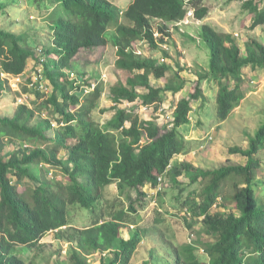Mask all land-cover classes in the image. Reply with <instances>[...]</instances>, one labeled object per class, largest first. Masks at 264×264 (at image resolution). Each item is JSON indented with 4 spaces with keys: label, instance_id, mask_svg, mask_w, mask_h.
Wrapping results in <instances>:
<instances>
[{
    "label": "trees",
    "instance_id": "obj_1",
    "mask_svg": "<svg viewBox=\"0 0 264 264\" xmlns=\"http://www.w3.org/2000/svg\"><path fill=\"white\" fill-rule=\"evenodd\" d=\"M192 3L195 20L207 18L208 10L201 7L202 0ZM53 5L46 17L50 45L43 49L41 59L24 44L23 35L0 28V98L8 88V79L2 76L26 74L30 60L37 61L47 88L51 87L49 96L38 86L29 88L32 77L27 76L23 93L42 98L37 111L21 105L12 118L0 117V150L13 142L34 145L13 151L6 161L0 156V264H34L16 255V247L37 248L51 232H56L57 240L67 244L70 264H89L88 258L94 255H98L99 264H131L142 239L134 233L125 240L120 237V229L136 226L133 217L141 215L150 205L145 189H154L160 176L164 184L171 181L181 185L178 179L183 174L175 166H168L175 156L187 152L186 141L178 128L189 123L193 103L203 102V83L218 84L215 114L219 123L225 122L245 99L241 89L242 70L264 68V43L247 39L242 54L231 34L203 23L199 38L209 51L208 66L203 73H197L192 82L194 91L178 100L172 122L159 127L140 120L134 111L117 106L140 101L141 107L158 110L163 104V92L175 95L184 89L186 82L179 70L163 88L152 86L150 77L165 80L171 72L170 66L159 63L160 59L155 57L133 52L137 42L145 41L161 52V58H170L169 38L162 34L160 39H155L151 20L164 23L183 20L186 14L183 0H133L126 9L131 27L120 23L117 10L108 0H53ZM243 10L249 13L248 21H252L248 31L264 25V6L249 1L243 4ZM111 26L115 35L114 68L125 75V80L108 85L115 112L104 127H99L91 114L104 93L103 83L91 79L80 68L78 55L106 47ZM71 74L72 80L68 78ZM78 76L82 77L78 87L95 82L94 91L80 97L71 93L75 91L74 77ZM138 89H144L145 93L139 95ZM43 110L56 115L54 121L58 127L52 136L46 135L51 129L50 119L32 124L35 113ZM40 141L44 148L37 145ZM263 147L264 121L249 138L247 149L228 150L230 155L244 157V165L212 170L187 168L194 172L189 184L198 185L187 195L193 205L185 208L184 213L191 242L186 241L173 250L174 262L163 264H264V208L258 207L257 181L253 179V171L261 168L255 157ZM63 152L65 159L60 158ZM41 166L44 168L40 169ZM55 170L64 182L47 179L49 171ZM12 177L16 181L27 177L36 185L19 192ZM114 184L126 207L108 212L105 219L100 216L82 229L71 227L68 209L77 206L94 211L104 190ZM215 203L223 210L230 209L212 213ZM195 225L199 230L196 236L192 233ZM200 236L209 239L200 241ZM200 250L206 261L199 256ZM151 260L155 264L159 261L152 251L142 264H152Z\"/></svg>",
    "mask_w": 264,
    "mask_h": 264
},
{
    "label": "rangeland",
    "instance_id": "obj_2",
    "mask_svg": "<svg viewBox=\"0 0 264 264\" xmlns=\"http://www.w3.org/2000/svg\"><path fill=\"white\" fill-rule=\"evenodd\" d=\"M108 1L117 10L120 23L131 27L132 23L126 18V9L133 0ZM193 1L191 0L190 5L184 6L187 12L189 9H192L193 13L195 12ZM249 1L261 8L264 6V0H202V3H200L201 7L208 10L207 18L211 20L208 23L218 32L231 34L242 54L245 53L247 39H255L260 43H264V25L248 31L252 21H248L247 15L249 13L243 10V4ZM0 7H2L0 28L17 35H23L25 37L24 44L33 51L37 59L43 58V49L50 45L51 34L46 17L54 7L53 0H0ZM194 17L193 14V17L188 18L189 24L179 26L164 23L160 20H151L154 33H158L161 37L164 34V37L169 38L170 51L168 55L170 58L164 59V62L159 60L162 56L161 52L153 50L147 43L141 45L140 42H137L134 45V48L141 49L142 56L155 57L159 60V63L170 66L171 72L166 74L165 80L158 81L150 77L152 86L163 88L179 70L180 77L186 82L184 89L175 95L170 92H163L162 105L164 107L160 106L158 110L143 108L140 106V101L132 104L123 102L117 106L119 109L134 111L140 120L159 125V127H162L163 124H170L166 121L172 119L178 100L185 97L186 93L194 91L192 82L196 80L197 73H203L208 66L209 51L199 38V29L202 24ZM162 30L163 32H161ZM114 38V30L111 26L107 32L108 43L106 47L95 48L78 55L81 62H79L80 68L91 79L103 83L104 93L97 108L91 114L99 127H104L115 112L112 108L114 105L109 99L108 85L125 80V75L114 68L116 61V49L113 46ZM38 68L37 61L30 60L26 74L19 77L2 76L3 79H8V88L0 98V117L12 118L21 105H26L37 111L36 109L42 103V98L37 99L35 95V97L31 94L26 95L23 93V89L26 88V77H32L33 71ZM103 75L106 82L102 81ZM241 75V89L244 92L245 99L240 103V108H236L229 119L220 125L215 114L218 84L214 82L203 83V102L193 103L192 111L189 114V123L178 128L179 135L186 141L187 152L183 155L184 157L175 156L171 162L172 166H175L183 174L178 179V183L181 185H174L171 181L170 184L167 183L168 186L164 184V191L157 194L155 198L157 207L149 205L148 210L142 211L141 215L133 217L136 226L127 225L120 229V237L125 240H128L134 233L140 235L142 239L131 264H142L144 260L149 259L150 251L161 262L158 261L156 264H163L165 261L174 262L175 254L173 250L187 241L191 232L186 224L184 213L185 208H190L193 205L192 201L187 200V195L198 187L197 184H189L190 178L194 175V172L187 170L189 166L197 170H212L220 166L245 164L246 159L244 157L230 155L228 150L231 147H239L242 150L247 149L249 138L254 135L264 121V68L259 70L245 68L242 70ZM77 79L81 81L82 77L78 76ZM44 82L46 84L45 79ZM47 89L49 90L46 95L49 96L51 87L49 86ZM143 93H145L144 89H138L139 95ZM50 111L36 112L32 124L44 121L45 118H43L42 113H47L46 117L55 123L56 115L50 113ZM126 126H129L128 123H126ZM55 129L51 128L46 135L52 136ZM37 145L44 148L41 141ZM21 147L18 142L5 145L0 150V156L6 161L13 151ZM60 158L65 159L66 153H61ZM255 158L261 162V168L253 171L254 181L258 180L255 186L256 197L258 207L264 208V147ZM42 168L44 167L41 166L40 169ZM49 173L46 175L47 179L65 181L57 170L49 171ZM11 181L13 184H17L19 192L36 185L27 177L22 181H16L12 177ZM229 190L227 188V192ZM148 193H150L149 190ZM132 197L134 199L135 194H132ZM120 198L119 189L115 184L107 187L94 211L82 210L77 206L70 207L68 209L70 211L68 213L69 224L74 229H82L92 221H96L100 216L105 219L108 212L126 207L124 200ZM147 199L150 201L149 194ZM228 209L224 211H228ZM217 211H223L222 207L218 206ZM211 212L216 211L212 209ZM196 226L192 227L194 231L192 233L195 236L199 231ZM199 239L200 241L205 239L204 242H206L209 237L200 236ZM67 247L66 243L57 240L56 232H51L41 240L37 248L16 247L15 253L25 261H33L34 264H70L66 256ZM199 256L203 260L205 259L201 250ZM98 260V255L88 258L89 264H99ZM151 261L152 264H155L154 260Z\"/></svg>",
    "mask_w": 264,
    "mask_h": 264
},
{
    "label": "built area",
    "instance_id": "obj_3",
    "mask_svg": "<svg viewBox=\"0 0 264 264\" xmlns=\"http://www.w3.org/2000/svg\"><path fill=\"white\" fill-rule=\"evenodd\" d=\"M183 2H184V6L186 5H190V2H191V0H183ZM185 8V7H184ZM186 9V8H185ZM191 10V11H190ZM195 11V10H194ZM193 10L192 9H189L188 10V12H187V10H186V14H185V17L183 18V20H181V21H176V22H172V23H169V24H177V25H175V26H179V25H181V24H184V25H187V24H189V20H188V18L189 17H193ZM174 26V25H173ZM165 32H167L166 30H165ZM153 37L155 38V39H160L161 38V36L160 35H158V33H153ZM141 43V45H145V41H141L140 42ZM165 48V47H164ZM133 52H134V54L135 55H138V56H142V51H141V49L140 48H133ZM160 61L161 62H164V59L163 58H160ZM71 77H73V75H71ZM102 81L103 82H106V79H105V76L103 75V77H102ZM99 82H101V81H99ZM96 83H91V84H89L88 86H81V90H82V92L83 93H85V94H88L89 92H91V91H94V89H95V87H96ZM36 86H38L37 88L38 89H41V90H46L45 91V93L48 91V89H47V86H46V84H45V82H44V78H43V75H42V72H41V68H38V69H36L33 73H32V81L28 84V87L29 88H32V87H36ZM25 96V95H24ZM172 120H173V118L172 119H170L169 121H166L167 123L168 122H172ZM171 167V165H169L168 166V168H170ZM50 174V173H49ZM163 184H164V179H163V177H159L158 179H157V185H156V187L154 188V189H150L149 191H150V193H149V197H153V200H152V206H154V207H157V203H155V198H156V195L157 194H159L160 192H162V186H163ZM214 211H216V212H218L217 211V209H218V204L217 203H215L214 205H213V208H212ZM224 211V210H223ZM185 212H186V210H185Z\"/></svg>",
    "mask_w": 264,
    "mask_h": 264
},
{
    "label": "crops",
    "instance_id": "obj_4",
    "mask_svg": "<svg viewBox=\"0 0 264 264\" xmlns=\"http://www.w3.org/2000/svg\"><path fill=\"white\" fill-rule=\"evenodd\" d=\"M198 21V20H197ZM198 22H200L201 24H203L204 22L205 23H208V22H211V20L209 19V18H205L204 20H202V21H198ZM209 24V23H208ZM28 67V66H27ZM72 75V74H71ZM71 75H69L70 76V80H72V78L73 77H71ZM75 78V80H76V82H75V84H74V88H75V91H73V92H71V93H73V94H75V95H77V96H83V95H87V94H85V93H83L82 92V90H81V86H79L78 87V85H80V83H81V81H78V79L76 78V77H74ZM80 80V79H79ZM99 82V81H98ZM92 83H95V82H92ZM91 84V83H90ZM83 86V85H82ZM88 86V85H87ZM91 92H93V91H91ZM91 92H89V93H91ZM88 93V94H89ZM46 94H47V92H46ZM244 101V100H243ZM163 106V105H162ZM164 107V106H163ZM240 108V107H239ZM239 108H237V109H239ZM148 109H152V108H148ZM42 116H43V118H45V119H48L47 117H46V113H42ZM172 118H174V113L172 114ZM228 120V119H227ZM226 120V121H227ZM222 123H224V122H222ZM222 123H219L218 122V124L220 125V124H222ZM50 124H51V128H57L58 127V125L56 124V122L54 123L53 121H51L50 122ZM63 124L61 123L60 124V126H62ZM21 144V149H30V148H33L34 147V145H32V144H29V143H27V142H22V143H20ZM177 156H179V157H182L183 155H177ZM184 157V156H183ZM172 161V160H171ZM170 165H171V167H172V162L170 163ZM49 174V173H48ZM255 181H258V180H255ZM146 191H148V188H146L145 189ZM256 200H257V197H256Z\"/></svg>",
    "mask_w": 264,
    "mask_h": 264
},
{
    "label": "clouds",
    "instance_id": "obj_5",
    "mask_svg": "<svg viewBox=\"0 0 264 264\" xmlns=\"http://www.w3.org/2000/svg\"><path fill=\"white\" fill-rule=\"evenodd\" d=\"M148 190H150V189H148ZM148 191H147V196H148ZM150 198V206H152V201H151V197H149ZM154 207V206H153ZM161 213H162V211H161ZM186 213V212H185ZM133 226V225H132ZM187 241L190 243L191 242V235H189L188 236V238H187Z\"/></svg>",
    "mask_w": 264,
    "mask_h": 264
}]
</instances>
